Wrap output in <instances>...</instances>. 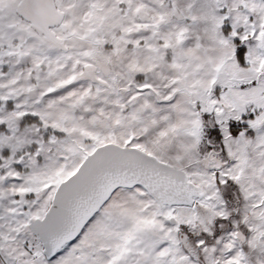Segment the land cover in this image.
I'll return each mask as SVG.
<instances>
[{"label": "rangeland", "instance_id": "374dc122", "mask_svg": "<svg viewBox=\"0 0 264 264\" xmlns=\"http://www.w3.org/2000/svg\"><path fill=\"white\" fill-rule=\"evenodd\" d=\"M108 142L203 197L119 188L47 259L30 220ZM0 179V264H264V0H0Z\"/></svg>", "mask_w": 264, "mask_h": 264}, {"label": "water", "instance_id": "95a60500", "mask_svg": "<svg viewBox=\"0 0 264 264\" xmlns=\"http://www.w3.org/2000/svg\"><path fill=\"white\" fill-rule=\"evenodd\" d=\"M135 186H142L160 207L192 206L204 195L182 167L137 146L101 144L58 184L44 215L29 222L45 257L52 259L74 241L117 189Z\"/></svg>", "mask_w": 264, "mask_h": 264}, {"label": "trees", "instance_id": "16d2710c", "mask_svg": "<svg viewBox=\"0 0 264 264\" xmlns=\"http://www.w3.org/2000/svg\"><path fill=\"white\" fill-rule=\"evenodd\" d=\"M236 44H237V59L239 63L244 66L245 56H246V46L242 45L239 40H236ZM230 128L233 129L234 131L239 130V127H236L235 125H232ZM217 226H219V224Z\"/></svg>", "mask_w": 264, "mask_h": 264}, {"label": "crops", "instance_id": "0c3cea01", "mask_svg": "<svg viewBox=\"0 0 264 264\" xmlns=\"http://www.w3.org/2000/svg\"><path fill=\"white\" fill-rule=\"evenodd\" d=\"M3 186H5V187H3ZM0 188H1V190L2 191H5V196H4V200L6 199V200H8V199H10V191H8L9 190V188L4 184V180L3 179H0ZM8 191V192H7ZM2 202V197L0 198V203ZM109 216H111L110 214H109ZM106 219V218H105ZM104 219V220H105ZM110 219V218H109ZM107 220V219H106ZM102 229V228H101ZM100 229V230H101ZM97 230H99V229H97ZM103 231H115V230H113V229H111V228H105V229H103ZM118 231V230H117Z\"/></svg>", "mask_w": 264, "mask_h": 264}]
</instances>
